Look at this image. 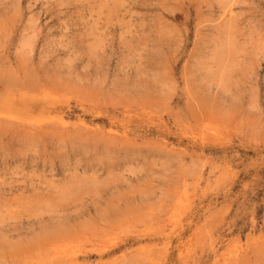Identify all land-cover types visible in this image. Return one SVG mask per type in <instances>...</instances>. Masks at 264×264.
Listing matches in <instances>:
<instances>
[{
  "label": "rangeland",
  "instance_id": "obj_1",
  "mask_svg": "<svg viewBox=\"0 0 264 264\" xmlns=\"http://www.w3.org/2000/svg\"><path fill=\"white\" fill-rule=\"evenodd\" d=\"M139 263L264 264V0H0V264Z\"/></svg>",
  "mask_w": 264,
  "mask_h": 264
},
{
  "label": "bare ground",
  "instance_id": "obj_2",
  "mask_svg": "<svg viewBox=\"0 0 264 264\" xmlns=\"http://www.w3.org/2000/svg\"><path fill=\"white\" fill-rule=\"evenodd\" d=\"M104 186V185H103ZM69 190V189H68ZM71 191V190H70ZM85 191V190H84ZM125 195V194H124ZM121 210V209H120ZM127 212V211H126ZM140 264V263H139Z\"/></svg>",
  "mask_w": 264,
  "mask_h": 264
}]
</instances>
